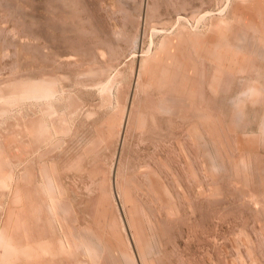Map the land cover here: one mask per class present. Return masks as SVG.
<instances>
[{"label": "rangeland", "instance_id": "374dc122", "mask_svg": "<svg viewBox=\"0 0 264 264\" xmlns=\"http://www.w3.org/2000/svg\"><path fill=\"white\" fill-rule=\"evenodd\" d=\"M0 264H264V0H0Z\"/></svg>", "mask_w": 264, "mask_h": 264}]
</instances>
